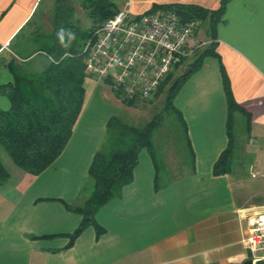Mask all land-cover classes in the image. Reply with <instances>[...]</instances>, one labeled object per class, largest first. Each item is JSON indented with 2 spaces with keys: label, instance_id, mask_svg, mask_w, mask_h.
I'll list each match as a JSON object with an SVG mask.
<instances>
[{
  "label": "crops",
  "instance_id": "0c3cea01",
  "mask_svg": "<svg viewBox=\"0 0 264 264\" xmlns=\"http://www.w3.org/2000/svg\"><path fill=\"white\" fill-rule=\"evenodd\" d=\"M224 1L216 39L212 38L210 21H205L207 38L199 29L195 34V40L205 45L178 63L171 74L176 79L179 71L185 72L182 76L190 73L195 62L215 44L234 99L246 112H235L233 126L236 118L245 117L251 146L255 152H263L264 0H127L122 7L127 5L134 15L169 5L216 11ZM41 2L0 0V85L13 79L10 61L42 60L32 39L45 15L51 16L55 0L47 12L39 14ZM109 90L116 99L108 97ZM120 103L125 105L110 87L87 80L82 113L60 158L39 176L16 171L17 175L0 187V264L264 261L262 252H252L244 244L251 232L250 220L263 211L264 183L261 197L251 200L249 191H243L244 175L234 179L232 169L221 176L213 172L229 147L230 137L220 60L212 55L202 59L200 68L189 75L173 100L182 115L187 155H177L173 146L162 150L155 145L154 160L142 150L132 183L96 214L103 233L98 237L96 228L90 226L67 247L69 235L81 222V216L68 205L80 206L91 195L86 191L93 184L89 169L96 153L104 149L108 123L116 117ZM9 107L8 99L0 94V108ZM251 156L255 159L256 154ZM255 166L254 160L250 169Z\"/></svg>",
  "mask_w": 264,
  "mask_h": 264
},
{
  "label": "trees",
  "instance_id": "16d2710c",
  "mask_svg": "<svg viewBox=\"0 0 264 264\" xmlns=\"http://www.w3.org/2000/svg\"><path fill=\"white\" fill-rule=\"evenodd\" d=\"M127 0H87L86 9L92 24L82 28L75 18L73 0H55L52 9V23L48 31L42 24L36 26L33 43L40 50L42 60L30 63L8 64L12 81L0 85V94L8 99L10 107L0 108V187L11 180V174L3 162V153L12 163L29 176H39L45 172L64 152L72 137L74 127L82 113L86 100L85 63L81 50L95 28L113 17ZM226 1L220 9L210 11L199 6L169 5L154 6L150 12H175L183 21H210L212 38L216 39V25L222 19ZM35 24V20L32 21ZM63 30V31H61ZM215 56L220 60L229 108L228 133L230 143L214 165V175L221 176L231 171L235 137L233 135V115L246 112L235 101L231 82L224 65L212 44L190 73L173 78L170 74L162 83L156 97L169 86L164 110L142 127H136L113 117L108 123V134L104 149L94 156L89 169L93 191L80 206L68 205L71 211L81 216L78 228L69 235L73 242L90 226L96 228L97 236L103 228L96 221L98 211L121 194L122 189L132 183L134 170L139 163L142 150H147L157 159L153 134L164 117V113H175L182 128V115L175 108L173 100L189 75L200 68L202 59ZM36 66V67H33ZM33 67V68H32ZM118 98L119 95L117 94ZM129 107H137L139 102L150 101L121 100ZM257 264H264V261Z\"/></svg>",
  "mask_w": 264,
  "mask_h": 264
},
{
  "label": "built area",
  "instance_id": "2783aa9c",
  "mask_svg": "<svg viewBox=\"0 0 264 264\" xmlns=\"http://www.w3.org/2000/svg\"><path fill=\"white\" fill-rule=\"evenodd\" d=\"M200 23L175 12L134 15L127 5L94 29L82 47L85 75L110 87L121 100L152 101L176 65L205 44L195 40ZM244 240L264 259V207Z\"/></svg>",
  "mask_w": 264,
  "mask_h": 264
},
{
  "label": "rangeland",
  "instance_id": "374dc122",
  "mask_svg": "<svg viewBox=\"0 0 264 264\" xmlns=\"http://www.w3.org/2000/svg\"><path fill=\"white\" fill-rule=\"evenodd\" d=\"M53 0H42L39 7V14L47 12L46 10L51 6ZM90 5L87 0H73V5L75 7V18L78 21V24L82 28H89L92 24L91 20L88 17V11L85 6ZM122 4H120L121 6ZM122 8V7H121ZM44 18V17H43ZM51 16L45 15L43 20L44 30L48 31L50 29ZM199 32L202 37L207 38L208 34V22H204L200 25ZM185 72L179 71L175 74V78L182 76ZM110 91V90H109ZM107 92L108 97H111L113 100L116 99L112 92ZM163 94H159L158 97H155L152 101L147 103L139 104L137 107H129L123 104H119V111L117 112L116 117L119 118L122 122L130 124L136 127H142L146 123L152 121L153 117L161 113L165 108L166 98L169 93V86H167ZM164 117L160 121L159 126L153 134V141L156 146L161 147L162 150L167 149L168 146H173L175 148V153L177 155H187L186 153V136L182 128L181 122L179 121L178 116L175 113L169 112L164 113ZM238 114L236 115V117ZM233 131L235 135V145H234V155L231 158V169L233 178H237L239 175H244L245 184L243 185V191H249V196L251 200H257L261 197V192L263 191L264 183V150L263 152H255V147L251 146L250 143V133L246 127V118L239 116V119L236 118L235 125L233 126ZM165 149V150H166ZM255 152V153H254ZM256 157L253 159L251 155ZM3 162L7 167L8 171L11 174V177H15L19 173L24 174L23 171L19 170L11 161V159L3 153ZM255 160V168L252 167V162ZM255 174V177L252 175ZM15 182H18L14 179ZM89 190L88 195L93 191V184L90 187L86 188V191Z\"/></svg>",
  "mask_w": 264,
  "mask_h": 264
},
{
  "label": "water",
  "instance_id": "95a60500",
  "mask_svg": "<svg viewBox=\"0 0 264 264\" xmlns=\"http://www.w3.org/2000/svg\"><path fill=\"white\" fill-rule=\"evenodd\" d=\"M244 264H253V261H247V262H245Z\"/></svg>",
  "mask_w": 264,
  "mask_h": 264
},
{
  "label": "clouds",
  "instance_id": "9594fccd",
  "mask_svg": "<svg viewBox=\"0 0 264 264\" xmlns=\"http://www.w3.org/2000/svg\"><path fill=\"white\" fill-rule=\"evenodd\" d=\"M61 31H63V30H61Z\"/></svg>",
  "mask_w": 264,
  "mask_h": 264
}]
</instances>
